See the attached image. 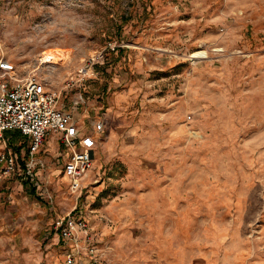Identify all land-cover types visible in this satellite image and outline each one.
<instances>
[{
    "label": "rangeland",
    "instance_id": "obj_1",
    "mask_svg": "<svg viewBox=\"0 0 264 264\" xmlns=\"http://www.w3.org/2000/svg\"><path fill=\"white\" fill-rule=\"evenodd\" d=\"M110 43L120 48L96 75L64 91ZM51 49L69 61L42 65ZM1 58L61 92L96 150L76 198L54 137L32 157L20 133L5 134L31 170L30 188L5 184L0 228L15 251L0 264H28L23 243L47 249L75 206L102 264H264V0H0Z\"/></svg>",
    "mask_w": 264,
    "mask_h": 264
},
{
    "label": "built area",
    "instance_id": "obj_2",
    "mask_svg": "<svg viewBox=\"0 0 264 264\" xmlns=\"http://www.w3.org/2000/svg\"><path fill=\"white\" fill-rule=\"evenodd\" d=\"M119 48V45L110 43L85 60L75 74L65 79L64 91L80 90L96 75V66L103 65ZM60 94L49 88L47 80L38 74L37 69L20 78L13 61L0 59V186L6 179L21 175V160L26 163V174H30L27 155L15 152L5 139L7 132L14 131L28 139V153L32 157L41 151L49 137H55L67 155L63 172L68 178L70 192L76 198L82 196L85 182L94 168L96 147L93 137L87 135L80 121L60 106ZM84 102V94L80 92L74 104L79 106ZM94 130L96 135H103L104 121L97 122ZM76 208L57 218L54 225L59 238L69 245L66 263L74 264L76 257H84L90 264H102L104 254L98 234L90 221L76 212Z\"/></svg>",
    "mask_w": 264,
    "mask_h": 264
},
{
    "label": "crops",
    "instance_id": "obj_3",
    "mask_svg": "<svg viewBox=\"0 0 264 264\" xmlns=\"http://www.w3.org/2000/svg\"><path fill=\"white\" fill-rule=\"evenodd\" d=\"M5 138L8 142V144L10 145V147H12L11 139L13 137L12 136L7 137L5 135ZM24 138L26 139V141L29 145L28 139L26 137H24ZM54 139L56 141L57 147H59L58 150L62 151L61 156H63V159H66L67 155L64 153L63 149L60 148V144L58 143V141L56 140L55 137H54ZM54 147H53V149H56ZM20 148L21 149L19 151H15V152H17L20 155H23L24 148L22 146H20ZM42 149H43V147H42ZM20 167L22 170L20 176L8 178L0 186V211L2 210V207H1L2 203L7 200V192L4 191L5 189H7V187L5 186L7 181H22L27 186V189L30 188L29 187V179L26 178L27 177L26 176V168H27L26 163L22 160L20 162ZM28 193L32 194V190H30V192L28 191ZM35 194H33V195H35ZM37 200H39V198H37ZM75 208H76V206L73 207V209L71 211H69L67 214L73 212L75 210ZM118 210L121 213H125L124 206H122ZM54 225H55V221H54ZM54 225H53V229H52V233H51V235L53 234V238L51 240L52 244L47 249L43 250V247H45V245H46L45 239L40 243V248L35 244V242H33L32 240H29V239L23 243L24 244L23 247L26 250L25 251L26 254L24 255V257L22 259H28V264H67L66 263V253L69 249V245H66V243L59 238L58 234L54 231ZM2 230L3 229L0 228V246H2L4 248V250H3V254L0 255V259H11L10 256L15 251V249H6L5 248L6 238H4L5 236H3V234L1 233V232H3ZM58 244H61L62 246H56ZM85 259L86 258H84V257H76L74 264H85Z\"/></svg>",
    "mask_w": 264,
    "mask_h": 264
},
{
    "label": "bare ground",
    "instance_id": "obj_4",
    "mask_svg": "<svg viewBox=\"0 0 264 264\" xmlns=\"http://www.w3.org/2000/svg\"><path fill=\"white\" fill-rule=\"evenodd\" d=\"M205 52H198L193 55L194 58H199L204 56ZM42 65L43 64H50V65H59L61 62H65L69 59L68 55L59 49H51L47 50L46 52L42 53ZM69 61V60H68Z\"/></svg>",
    "mask_w": 264,
    "mask_h": 264
},
{
    "label": "trees",
    "instance_id": "obj_5",
    "mask_svg": "<svg viewBox=\"0 0 264 264\" xmlns=\"http://www.w3.org/2000/svg\"><path fill=\"white\" fill-rule=\"evenodd\" d=\"M32 194H35V189H32Z\"/></svg>",
    "mask_w": 264,
    "mask_h": 264
}]
</instances>
